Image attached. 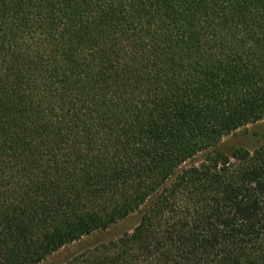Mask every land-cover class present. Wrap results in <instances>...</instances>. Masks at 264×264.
I'll return each instance as SVG.
<instances>
[{
  "label": "trees",
  "instance_id": "obj_1",
  "mask_svg": "<svg viewBox=\"0 0 264 264\" xmlns=\"http://www.w3.org/2000/svg\"><path fill=\"white\" fill-rule=\"evenodd\" d=\"M264 0H0V264H264Z\"/></svg>",
  "mask_w": 264,
  "mask_h": 264
},
{
  "label": "rangeland",
  "instance_id": "obj_2",
  "mask_svg": "<svg viewBox=\"0 0 264 264\" xmlns=\"http://www.w3.org/2000/svg\"><path fill=\"white\" fill-rule=\"evenodd\" d=\"M264 144V119L249 123L232 133L224 136L220 148L225 152H232L236 148L254 149ZM138 215H132L109 229L86 236L79 241L70 243L52 255L48 256L39 264H60L89 247L109 239L119 237L125 231L130 230L137 222Z\"/></svg>",
  "mask_w": 264,
  "mask_h": 264
}]
</instances>
